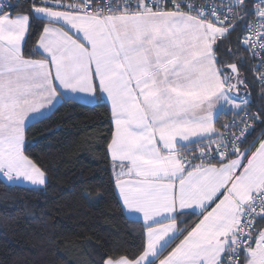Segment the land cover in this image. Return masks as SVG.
<instances>
[{
	"label": "snow or ice",
	"instance_id": "1",
	"mask_svg": "<svg viewBox=\"0 0 264 264\" xmlns=\"http://www.w3.org/2000/svg\"><path fill=\"white\" fill-rule=\"evenodd\" d=\"M240 48L264 92V0H0V181L45 186L29 121L104 102L114 188L143 223L96 264H264V112L240 95Z\"/></svg>",
	"mask_w": 264,
	"mask_h": 264
},
{
	"label": "trees",
	"instance_id": "2",
	"mask_svg": "<svg viewBox=\"0 0 264 264\" xmlns=\"http://www.w3.org/2000/svg\"><path fill=\"white\" fill-rule=\"evenodd\" d=\"M239 35L238 25L232 33L234 50ZM237 55L243 57L248 85L240 95L249 99V110L264 112L255 61L243 48ZM232 115H218L217 126ZM109 117L104 102H62L48 118L29 122L26 154L44 168L48 180L45 186L11 188L0 181V264H96L101 244H122L129 252L140 244L142 223L125 215L115 193L107 152L113 128ZM261 131L264 124L255 122L249 139ZM195 219L188 216L187 223Z\"/></svg>",
	"mask_w": 264,
	"mask_h": 264
},
{
	"label": "built area",
	"instance_id": "3",
	"mask_svg": "<svg viewBox=\"0 0 264 264\" xmlns=\"http://www.w3.org/2000/svg\"><path fill=\"white\" fill-rule=\"evenodd\" d=\"M71 1L73 2V0H71ZM197 3H200V4H204V3H209V4H211V3H217V4H219V3H221V0H197ZM252 19H253V17L250 16V20H252ZM261 86H262V85H261ZM248 111H249V112H252V113H257L256 110H249V109H248ZM242 115H243V113H241V116H242ZM241 116H237V117H235L237 123H239V120L241 119ZM233 118H234V117H233V115H232V116H230V117H228V118H225L221 123H226V122L232 120ZM219 126H220V125H219ZM219 126H217V127H219Z\"/></svg>",
	"mask_w": 264,
	"mask_h": 264
},
{
	"label": "crops",
	"instance_id": "4",
	"mask_svg": "<svg viewBox=\"0 0 264 264\" xmlns=\"http://www.w3.org/2000/svg\"><path fill=\"white\" fill-rule=\"evenodd\" d=\"M84 102H87V101H84ZM109 107V106H108ZM110 158V157H109ZM111 172H112V169H111ZM112 175H113V179H114V174H113V172H112ZM23 185H28V186H33V185H31L30 183H24ZM36 187H39V186H36ZM115 193H116V195H117V197H118V193H117V191L115 190ZM118 199H119V197H118ZM120 201V200H119ZM121 203V202H120ZM123 212L125 213V215L127 216V217H129V218H132V219H136V220H139L141 223H143V221H142V217L141 218H139V219H137L136 217H134V216H130L129 215V213L126 211V210H123ZM196 220V219H195ZM179 241L177 240V241H175V243H178ZM175 243H173L171 246L172 247H174L175 246ZM168 250H170V248L168 249ZM168 250H166L164 253H163V255H167V251ZM162 258V257H161Z\"/></svg>",
	"mask_w": 264,
	"mask_h": 264
},
{
	"label": "rangeland",
	"instance_id": "5",
	"mask_svg": "<svg viewBox=\"0 0 264 264\" xmlns=\"http://www.w3.org/2000/svg\"><path fill=\"white\" fill-rule=\"evenodd\" d=\"M30 122V121H29Z\"/></svg>",
	"mask_w": 264,
	"mask_h": 264
}]
</instances>
